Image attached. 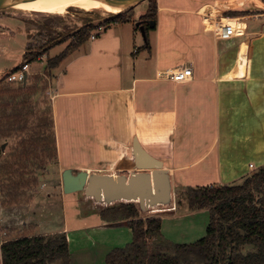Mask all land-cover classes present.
<instances>
[{
    "label": "crops",
    "instance_id": "0c3cea01",
    "mask_svg": "<svg viewBox=\"0 0 264 264\" xmlns=\"http://www.w3.org/2000/svg\"><path fill=\"white\" fill-rule=\"evenodd\" d=\"M157 2V26L154 29L159 26L164 12L168 16L188 14L182 22L171 17V26L165 30L163 44L159 41L154 45L149 33L150 45H147V36L144 37L137 20L142 15L137 19L133 17L128 22L112 21L109 25L104 24L105 30L94 40L89 38L93 42L89 39L84 41L56 68L51 94L58 161L64 171L65 164L60 158L62 145L58 137L59 119L63 117L68 122L70 116L77 119L76 125L68 122L74 132L78 135L83 133V139L88 137L91 142H103V137L110 131L127 132L130 144H126L129 148L126 147L124 154L118 157L115 166L107 169L115 170L118 165H122L123 160H132V138L138 136L135 110L138 106H152L149 100L145 103L141 99L150 93L153 96L157 93L163 98L160 110L164 114L176 112L186 117V113L190 112V124L192 120L198 121L204 110H212L215 114L216 129L212 131V137L205 136L202 132L207 133L208 130L205 122L204 130L193 132L189 137V142L193 143V149L187 158L189 161L180 164L172 157L163 159L164 167L173 177V189L186 186L183 179L176 176L177 171L201 166L209 159H212L211 165L205 167V171H212L214 179L211 178L212 182L208 185L241 183L253 170L264 166V10L223 9L210 2H204L192 10L178 7L172 0ZM206 6H214L224 18L243 20L247 27L245 33L231 40L217 38L213 27L204 20L203 8ZM147 9L148 6L145 11ZM241 13L247 14L240 15ZM28 33L26 24L16 17H8L0 23V76L23 62L28 51ZM69 44L70 41H63L49 50L63 45L65 49ZM182 64L192 65L194 77L188 82L176 83L170 79L168 72ZM148 66L152 70L147 69ZM114 105H119L126 111L120 117V124L111 116ZM102 106L110 110L109 121L101 117ZM192 110L195 113H191ZM114 116L118 118L115 113ZM88 118L89 122L86 123ZM167 118L171 120L172 116L168 115ZM174 118L176 120V116ZM157 119L155 121L154 116V121L149 126L155 129L164 127L159 122L160 118ZM186 120L188 121L187 117ZM187 126L184 125L185 128ZM182 133L185 136L181 141L187 137V129ZM99 149H102L100 144L92 149L91 156L94 163L99 161L100 164L82 165L79 170L98 172L103 169L106 165L103 157L95 162ZM122 158L124 159L120 162ZM252 163L253 166L250 167ZM9 204L3 202L0 206V220L12 231L11 228H15L18 223L16 209L19 208L17 204L10 207L7 206ZM203 209H190L183 216L200 214L204 212ZM99 218L101 223L105 222L104 227H128L126 223H108L101 215ZM25 223L27 220L23 224ZM164 235L171 239L166 233Z\"/></svg>",
    "mask_w": 264,
    "mask_h": 264
},
{
    "label": "rangeland",
    "instance_id": "374dc122",
    "mask_svg": "<svg viewBox=\"0 0 264 264\" xmlns=\"http://www.w3.org/2000/svg\"><path fill=\"white\" fill-rule=\"evenodd\" d=\"M172 1L178 7H188L192 10L201 6L204 2L214 3L223 9L235 8L241 11L253 9L260 12L264 10L263 0ZM147 6L148 0L133 9L135 19L147 12L148 9L145 11ZM209 7L213 8L214 6ZM245 14L247 13H241L240 15ZM106 16H108L107 13L87 12L78 7L71 8L67 13L61 15L38 11L22 12L12 8L0 11V23L6 21L8 17H16L26 24L29 31L28 43L32 48L40 51L43 50L44 46H47V54L43 53L42 56L38 57L37 61L31 64L27 82H9L0 79V144L5 143V151L0 162V177L1 181H3L2 198L5 204L10 203L7 206L10 207L17 204L16 206L19 208L16 209L18 212L17 228L16 226L15 228H11L12 232L10 231V227L3 225L4 228L1 231L0 243L9 238L31 236V234L48 235L67 232L70 241L69 248L72 253V264H106L108 250L114 249L117 246H125L133 239V232L129 227H104L105 222L101 223V218H99L100 212L103 209L116 207L122 201H117L111 205H104L96 202L94 198L86 196L84 191L68 194L63 191V168L58 161V156L56 158L49 157L51 154L49 153V149L46 150L44 156L46 158L45 169L39 172L40 175H38L37 183L33 180L35 174L32 175L30 172L29 174L26 173L33 167L32 164L31 167H25L23 170V164L28 166L32 156L30 154L29 158H27L26 156L28 154L22 153V150L28 153H34V156L39 154L41 149V147L30 145V139H33L39 133L40 129L37 126L43 124V129H45L44 131L47 132L48 136H51V138L54 137L51 92L55 84L56 68L52 72H49L47 66L49 62L48 58L59 55L64 50L65 45L49 50L50 46L54 43L46 42L48 40L47 33L50 32L52 37L55 38V41L63 39V41L68 42L73 39V35L85 26L86 23H92L94 20ZM187 16L188 14L183 13L169 14L168 16L167 12H164L161 16L162 20H160L159 26L156 29H150L148 32V36L150 33V40L153 41L154 45L159 41L163 44L165 30L171 26V22L169 21L171 17L176 20L180 19L182 22ZM137 20L139 21V19ZM243 26H245V23ZM159 31L160 35H158ZM90 42L93 41L90 40ZM236 45L237 47L239 46L238 44ZM47 55L50 57H47ZM147 69L152 70V67L148 66ZM161 97L160 94L155 93V96H153L150 93L147 97L141 99L145 103L149 100L152 106L150 104L143 106L145 108L138 106L137 110H135V118L138 119L136 133L147 151L158 159L166 160L167 157H172L177 159L180 164L187 162L190 160L187 158L193 149V143L191 141L189 142V137L191 138L193 132H200L201 129L204 130L206 124L208 127L207 133L206 131L202 132L205 136L209 135V137H212V131L216 129V124H214L215 114L212 110H204L199 120H192L190 124V112L186 113L188 121L186 117H183V114H177L176 112L164 114L160 110L161 104L163 103V98ZM105 98L107 99V96ZM122 108L119 105H114V110L111 111V116L119 124L121 123L123 113L126 112ZM100 110L101 117L109 121L110 110L108 107L102 106ZM114 113L118 116L117 119ZM191 113H195V111L192 110ZM168 115L172 116V121L168 118L166 119ZM132 116L130 119H132ZM154 116L156 117L155 121H158L157 118H160L159 122L164 127L155 129L149 126L150 123L152 124L151 121H154ZM174 116H176V120ZM68 122L76 125L77 119L70 116ZM68 122L63 117L59 119L60 134L58 133V137L62 145L60 158L61 162L65 164L64 168H75L79 170L82 165L98 166L100 164L98 160L103 157L106 165L103 166L102 170L98 171L100 173H130L135 170L133 166L131 167L126 164H120L115 170H111V168L107 169L115 166V163L118 162V157L122 156L124 154L123 152L129 148L128 144H126L129 143V137H126L127 132L125 130H114L113 132L109 130L110 132H107L103 137L105 139L103 142H91L88 137L83 139V133L80 135L76 134L74 128H71ZM88 122L89 118L86 119V123ZM183 124L188 126L185 128ZM92 125L93 122L91 121ZM130 126H132V123ZM19 127L23 129V134L29 140L26 148H23V146L17 143L16 134L20 132L17 129ZM184 129H187L188 133L185 140L181 141L185 136L182 133ZM26 132L28 133L26 134ZM133 140L134 136L132 143ZM48 142L49 145H52L50 148H54L50 140L47 141L46 146L48 147ZM99 144L102 149L97 151L100 153L97 154L95 162H98L94 163L91 156L92 149ZM108 144L110 147H108ZM212 157L214 158V156ZM211 161L212 159H209L203 162L201 166L184 168V170L177 171L176 176L183 179V183L186 186H206L212 182L210 180L214 177L212 171H205V167L210 166ZM21 170L26 174L22 175ZM252 172L250 175H252ZM31 180L32 182H30ZM183 189L184 187L180 186L174 187L175 206L168 208V210L142 211L140 209L141 216L144 217L151 215L162 216L163 234L166 233L171 239L176 242L179 241L180 243L193 242L202 238L207 233V225L210 220V210L208 208H204V212L200 214L183 216V214L187 215L190 212V209L186 206L177 207L178 195ZM136 205L139 207L138 203ZM26 220L27 223L25 224L27 225L23 224ZM36 223H38V226ZM54 264L60 263L57 262Z\"/></svg>",
    "mask_w": 264,
    "mask_h": 264
},
{
    "label": "trees",
    "instance_id": "16d2710c",
    "mask_svg": "<svg viewBox=\"0 0 264 264\" xmlns=\"http://www.w3.org/2000/svg\"><path fill=\"white\" fill-rule=\"evenodd\" d=\"M148 6L147 12L139 18V23L145 24L149 46L148 32L152 29L149 20H157L158 5L156 0H148ZM133 17L132 9L99 23L109 25L112 21L128 22ZM99 23H86L73 35L70 44L59 55L48 58L49 72L61 66L70 53L87 41ZM47 39L46 42L54 43L50 48L63 42V39L55 41L50 32L47 33ZM27 48L29 50L24 55L23 62L10 69L7 74L17 71L23 64L37 61L47 51V46L40 51L29 44ZM1 79L7 78L4 76ZM37 127L40 129L39 133L30 139V145L41 147L39 154L33 156L34 153L22 150V153L28 154L27 158L30 154L32 156L28 166L23 164V170L33 165L26 173L35 174L33 180L36 183L39 172L45 169L46 150H50L49 157L58 156L53 116L54 137L48 136L43 124ZM17 129L20 130L16 134L17 143L26 148L29 140L21 127ZM49 140L54 148H50L52 145L49 142L48 147L46 146ZM4 151L0 144V162ZM26 173L22 172V175ZM2 193L3 181L0 177V206L3 203ZM179 193L177 207L210 210L207 233L202 238L186 243L166 238L162 232V216L144 217L136 203H121L116 207L103 209L100 215L111 224L126 223L132 229L133 239L125 246L112 249L107 254L106 264H264V166L254 170L241 183L201 187L188 185ZM3 228L0 220V236ZM0 248L2 264H71L72 253L67 232L9 238L1 242Z\"/></svg>",
    "mask_w": 264,
    "mask_h": 264
},
{
    "label": "water",
    "instance_id": "95a60500",
    "mask_svg": "<svg viewBox=\"0 0 264 264\" xmlns=\"http://www.w3.org/2000/svg\"><path fill=\"white\" fill-rule=\"evenodd\" d=\"M27 0H0V11L11 8ZM109 7L106 17H100L92 23L105 21L111 16L128 13V11L145 2V0H98ZM152 28L157 26L156 20H149ZM140 25V23L138 22ZM146 37L145 24L140 25ZM133 156L125 159L122 165L133 166L130 173H100L75 168H65L62 172L63 191L79 193L84 191L86 196L96 202L111 205L117 201L122 203H138L142 211H163L174 205L173 177L164 167L163 160L158 159L140 143L138 136L133 140ZM5 149V143L2 144Z\"/></svg>",
    "mask_w": 264,
    "mask_h": 264
},
{
    "label": "built area",
    "instance_id": "2783aa9c",
    "mask_svg": "<svg viewBox=\"0 0 264 264\" xmlns=\"http://www.w3.org/2000/svg\"><path fill=\"white\" fill-rule=\"evenodd\" d=\"M203 16L204 20L207 21V24L211 25L214 29L215 35L217 38L223 40H231L237 36L243 35L246 31V24L243 31L238 28V24H240L243 20H239L238 18H224L220 11L217 8L204 7L203 8ZM105 30V25L99 23L94 31L91 33L90 39L94 40L101 32ZM30 68V63L23 64L20 69L15 72H10L9 74L3 73L0 78L6 77L7 81H20L27 82L28 72ZM169 77L176 83H184L193 79V67L191 64H182L168 72ZM253 166V163L250 167Z\"/></svg>",
    "mask_w": 264,
    "mask_h": 264
},
{
    "label": "bare ground",
    "instance_id": "6f19581e",
    "mask_svg": "<svg viewBox=\"0 0 264 264\" xmlns=\"http://www.w3.org/2000/svg\"><path fill=\"white\" fill-rule=\"evenodd\" d=\"M76 7L86 10L87 12L100 13H105V11H111L112 9V7H109L98 0H27L11 8L22 12L38 11L61 15L67 13L69 9ZM244 23L245 22L243 21L238 24L239 30H242L245 27L243 26Z\"/></svg>",
    "mask_w": 264,
    "mask_h": 264
}]
</instances>
